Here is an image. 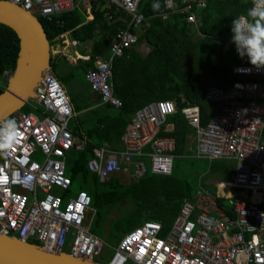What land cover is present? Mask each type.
I'll use <instances>...</instances> for the list:
<instances>
[{
    "label": "built area",
    "instance_id": "1",
    "mask_svg": "<svg viewBox=\"0 0 264 264\" xmlns=\"http://www.w3.org/2000/svg\"><path fill=\"white\" fill-rule=\"evenodd\" d=\"M3 1L46 20L77 8L76 0ZM244 1L252 7L255 4V0ZM140 2L109 0L125 13L126 27L117 33L109 58L99 57L85 76L101 104L115 109L122 107V101L114 94L113 63L138 42L136 32L147 20L139 9ZM185 2L179 12L186 15L188 23L197 24L194 9L204 8V0ZM165 4L173 9L174 0H165ZM233 74L243 80L228 90L208 88L206 100L219 104L220 109L207 126L201 124L198 106L188 104L181 113L196 132L197 156L234 161V181L225 185L242 191L249 202L233 200L235 219L218 217L214 214L218 210L216 199L199 191L196 204L185 201L169 230L164 232L161 222L144 223L123 236L106 264H264V71L239 65L233 67ZM11 76L10 71L5 72L0 91L5 90ZM32 101L30 112L15 116L17 138L7 150L0 151V233L95 263L109 246L91 232L96 211L88 193L69 195L68 158L74 151H83L85 144L76 139L70 127L76 113L52 69L44 72ZM177 112L176 103L170 100L138 110L122 136L123 149H111L107 143L94 148L89 171L103 183L118 174L135 181L148 171L170 176L175 141L160 136V129ZM4 124H0V147L7 131ZM144 157L148 166L140 161ZM56 188L61 195L54 192Z\"/></svg>",
    "mask_w": 264,
    "mask_h": 264
},
{
    "label": "trees",
    "instance_id": "2",
    "mask_svg": "<svg viewBox=\"0 0 264 264\" xmlns=\"http://www.w3.org/2000/svg\"><path fill=\"white\" fill-rule=\"evenodd\" d=\"M108 0H99L93 6L94 19L86 22V14L79 9L60 14L51 20L39 18L51 48L57 44L60 36L70 32L71 38L87 43L92 42L90 60L84 66L85 70L94 67L99 57H105L110 50L117 33L126 27L123 19L125 13L121 10H101V5ZM206 6L194 9L199 23V32L203 39L195 37L196 29L187 23L179 13L187 2L174 0L173 9H168L165 0H141L139 9L147 20L138 37L139 44L146 41L150 45V53L146 58L131 50V57L117 58L113 63L114 94L122 101V107L115 109L110 105H102L88 112L85 116H77L72 124L74 136L85 141L83 151L74 153V159L67 166V175L72 184L80 182L81 191H85L92 199V207L96 217L107 224L108 212H101L100 206H111L129 200L133 209L126 212V217L115 222V234L110 237V243L117 247L127 233L146 222H161L164 232L172 225L165 224L167 214L173 208L179 209L176 199L192 197L195 193L191 185L181 182L175 176L177 158L187 155V137L193 133L192 127L181 113L188 104L196 105L201 110V124L207 126L212 117L219 111V104L206 100L209 87L228 90L235 82L240 81L233 74V67L250 65L247 57L241 59L235 51L232 42L231 24L234 18L247 15L252 8L251 3L244 0H204ZM160 3L161 7L153 11L151 5ZM195 6L197 2H192ZM164 16H167L164 18ZM123 21V22H122ZM219 42V44H218ZM229 42V43H228ZM228 43L226 52L223 50ZM219 45V47H218ZM19 54V40L16 33L0 24V77L5 72H14ZM156 77H162L158 81ZM158 83V84H156ZM165 84L168 86L165 87ZM170 88L177 96L175 103L178 112L167 121L175 126L170 136L175 140L173 173L170 176L148 173L139 181L129 186L114 187V181L100 183L97 175L88 169V162L93 155V148L101 143L118 149L127 126L134 114L149 103L157 101L161 96L154 97L153 93L159 88ZM3 90L0 91V94ZM178 95H183L181 98ZM83 110V109H82ZM75 108V112H82ZM31 111L25 106L21 112ZM15 121L13 117L7 120ZM6 120V121H7ZM118 185V183H117ZM221 190L225 186H220ZM223 195V194H222ZM180 211V209H179ZM178 215L174 213L172 218ZM91 229V232L101 238L102 232ZM164 234V233H163ZM98 262V261H97ZM100 263V262H98ZM106 264V263H105Z\"/></svg>",
    "mask_w": 264,
    "mask_h": 264
},
{
    "label": "crops",
    "instance_id": "3",
    "mask_svg": "<svg viewBox=\"0 0 264 264\" xmlns=\"http://www.w3.org/2000/svg\"><path fill=\"white\" fill-rule=\"evenodd\" d=\"M98 2H99V0H76L77 9H79L81 12H84L86 14V22L92 21L94 19L93 6L94 5L97 6ZM106 2L107 3L101 5V10L112 9V7H114V6L110 5L109 0ZM118 10L119 9L115 8V10H113V11H118ZM182 15H184V14H182ZM165 17H167V16H164V18ZM185 19H186V17H185ZM189 24L193 25V28H195L197 30L195 37H198L199 39H203L200 32H199V23H197V24L189 23ZM142 27L136 32L138 37L143 32ZM71 35L72 34L70 32H66L65 34H63L62 36H60L58 38L57 44L53 48H51L52 49L51 66H52V71L55 73L57 78L60 80L61 84L66 89V91H67V93L71 99L74 110H75V108H79L81 110L83 109L82 112H79V113L75 112L76 115L70 124V127L72 129V124L75 122L77 116H85L88 114L89 111H91L92 109L97 108V107H102L103 104H101L99 97L91 90V87L85 78L86 73L90 70V69H88L86 71L84 66H86V63L90 60L92 42L90 41V42L84 43V42H81L79 40H74L71 38ZM228 43L224 47V49H226V50L228 47ZM218 44H219V42H218ZM218 47H219V45H218ZM133 48H134L133 53L135 52L143 58L148 57L149 53L151 51L150 45L146 41H142L139 44L133 45L130 49L126 50V52L122 56L117 57V58H122L125 56H127V58H130L133 55V54L131 55V52H132L131 50ZM110 49H111V47H110ZM226 50H225V52H226ZM109 56H110V50H109V53L104 58L107 59V58H109ZM117 58H115V59H117ZM54 59L56 60L55 62H54ZM59 60H62L63 63H61V64L56 63ZM58 66L60 67L59 72L57 71V68H56ZM76 70H78L79 73H77ZM155 75H156V73L153 74V77H156ZM161 78L162 77L157 78L158 81ZM0 79H1V77H0ZM164 80L161 79V83L159 84L160 86L163 85ZM241 80H243V79H241ZM256 80L262 81V79H256ZM156 84H158V83H156ZM166 86H168V84H165V87ZM70 89H72V92H70ZM171 90L172 89H170V88H168V89H166L164 87L162 89L159 88L156 90V92L153 93V96L154 97H158V96L162 97L157 101L170 100V101L176 102L175 97L177 95ZM72 93L74 94V97L78 100L77 102L73 98ZM178 96H180V95H178ZM180 97L183 98V95H181ZM157 101H153V102H157ZM219 109H220V105H219ZM135 114H134V116H135ZM134 116L132 118V121L134 119ZM13 118L15 119V117H13ZM132 121H131V123H132ZM192 129H193V133H190L187 137V143H188L187 149H186L187 155H183L180 157L192 156L195 158L204 159L208 163V168H206L208 170L204 174L205 176H202L199 179V182L197 183V188H193L195 193L192 195V197H185V198H181L179 200L176 199V201L179 204V209L181 211V208H182L184 202L188 201V200L191 203L196 204L197 193L199 191H204L206 193V195L214 197L217 201L218 210L214 211V214L216 216H218V217L224 216V217H229V218L235 219L237 217V213L235 212L233 202L235 200H239V201H244L247 204L249 202L248 201L249 197L247 195H245L242 191H240V190L238 191V190L232 189L230 187H225L223 190H221L220 185L223 183L226 184V183H231L234 181L235 173H236V163L232 160H224V159L223 160H210L206 157L197 156V135H196V132H195L193 127H192ZM174 131H175L174 124L167 121V123L164 126H162V128L160 129V136L172 138L170 135L172 133H174ZM75 137H76V139L82 141L85 144L84 140L77 137L76 135H75ZM172 139L174 140V138H172ZM262 140L264 141V134L262 135ZM103 144H104V142L101 143V145H103ZM101 145H99V146H101ZM99 146H96V147H99ZM175 146H176V144H175ZM96 147H94V148H96ZM110 148L113 149L112 147H110ZM121 149H123V146H122V143L120 141L119 148L114 149V150H121ZM147 152H150V148L147 149ZM74 153H77V151H74L72 154H74ZM140 161L145 163V165H147V166L149 165V161H148L147 157L142 158ZM92 174H94V173H92ZM118 175H120V174H118ZM124 177H126V176H124ZM183 181L187 182L188 184L190 183V181H187V180H183ZM100 183L104 184L101 181H100ZM70 194H71V190H70ZM59 195H61V191H59ZM70 196H73V195L71 194ZM64 199L66 201L67 197L64 196ZM179 209H177V207H175L171 211H169L167 213V214H169V216H167L168 217L167 221L166 222L162 221V222L165 224H167V223L170 224V223L174 222L180 213ZM177 212H178V215L176 216V218L171 219L173 214L177 213ZM167 230H169V229H167ZM108 246H109V248H111V253L108 255L109 259H110L112 254H113V247H115V246H114V244H109ZM103 255H104V253L101 255V257Z\"/></svg>",
    "mask_w": 264,
    "mask_h": 264
},
{
    "label": "water",
    "instance_id": "4",
    "mask_svg": "<svg viewBox=\"0 0 264 264\" xmlns=\"http://www.w3.org/2000/svg\"><path fill=\"white\" fill-rule=\"evenodd\" d=\"M115 10L114 7H112ZM0 24L8 26L19 40L16 67L0 94V124L30 104L44 72L52 69V49L38 18L19 6L0 0ZM0 264H102L56 253L0 233Z\"/></svg>",
    "mask_w": 264,
    "mask_h": 264
},
{
    "label": "clouds",
    "instance_id": "5",
    "mask_svg": "<svg viewBox=\"0 0 264 264\" xmlns=\"http://www.w3.org/2000/svg\"><path fill=\"white\" fill-rule=\"evenodd\" d=\"M153 11L160 9V3L151 5ZM232 42L241 59L247 57L250 65L258 72L264 71V0H255L247 12L233 19L231 24ZM4 132L0 151L7 150L15 141L17 126L13 121L3 125Z\"/></svg>",
    "mask_w": 264,
    "mask_h": 264
},
{
    "label": "rangeland",
    "instance_id": "6",
    "mask_svg": "<svg viewBox=\"0 0 264 264\" xmlns=\"http://www.w3.org/2000/svg\"><path fill=\"white\" fill-rule=\"evenodd\" d=\"M40 18V17H39ZM226 49H224L225 51ZM56 60L54 59V62ZM56 63L61 64L63 63L62 60L57 61ZM57 71L59 72L60 67H56ZM77 73H79L78 70H76ZM70 92H72V89H70ZM73 98L76 100V102L78 101L75 97L74 94L72 93ZM35 102V101H32ZM28 106V105H27ZM18 114V113H17ZM10 120L5 121V123H7ZM0 136H1V130H0ZM74 154L70 155L68 158V163L67 165L72 162V160L74 159L75 156H73ZM208 163L206 160L201 159V158H195L192 156H187V157H178L177 158V167H176V173L175 176L178 178L179 181L184 182L183 180H187L190 181V185L192 188H197V183L199 182V179L202 176H205L204 174L206 173V171L208 169ZM220 186H225L227 187V185H225L224 183L221 184ZM60 189L56 188L54 190V192L56 194H59ZM81 191L80 189V182L75 180V182H73L72 187H71V194L75 197L78 192ZM69 193V195H71ZM127 213L124 211V209H118L116 208L109 216H108V220H107V224L102 223L101 221H99V219L96 217V215L91 219V229L94 230H99L104 239V241L107 243V241L110 243V237L113 236V234H115L114 231V227H115V222L124 219ZM98 231V232H99ZM108 244V243H107ZM109 245V244H108ZM68 251V248H65V252ZM104 253V255L101 257H99L97 259V261L101 262L102 264H105L108 262L109 260V254L111 253V248L109 247H105L102 254ZM101 254V255H102ZM131 264V263H130Z\"/></svg>",
    "mask_w": 264,
    "mask_h": 264
},
{
    "label": "flooded vegetation",
    "instance_id": "7",
    "mask_svg": "<svg viewBox=\"0 0 264 264\" xmlns=\"http://www.w3.org/2000/svg\"><path fill=\"white\" fill-rule=\"evenodd\" d=\"M124 176L125 175H123V174L116 175L113 178H111L110 181L107 182V183H110L111 181H114V183H116V185L114 184L113 186L116 188L118 186H129V185H133V183H135V182L138 181V180L137 181L130 180V179L124 177ZM117 183H118V185H117ZM116 208H118V209H124L125 212H129L130 210L133 209V206H132V204H131V202L129 200H122V201H120V202H118V203H116V204H114L112 206H111V204L110 205L103 204V205L100 206V209L99 210L101 212H108V211H110L109 214H108V216H109Z\"/></svg>",
    "mask_w": 264,
    "mask_h": 264
}]
</instances>
